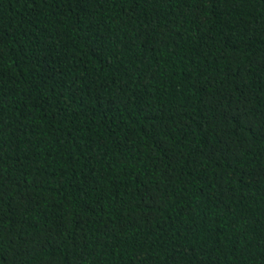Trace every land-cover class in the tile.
<instances>
[{
  "label": "trees",
  "instance_id": "trees-1",
  "mask_svg": "<svg viewBox=\"0 0 264 264\" xmlns=\"http://www.w3.org/2000/svg\"><path fill=\"white\" fill-rule=\"evenodd\" d=\"M0 264H264V0H0Z\"/></svg>",
  "mask_w": 264,
  "mask_h": 264
}]
</instances>
